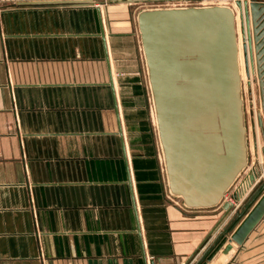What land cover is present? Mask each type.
<instances>
[{
    "label": "crops",
    "instance_id": "obj_1",
    "mask_svg": "<svg viewBox=\"0 0 264 264\" xmlns=\"http://www.w3.org/2000/svg\"><path fill=\"white\" fill-rule=\"evenodd\" d=\"M37 1L0 0V264H198L249 202L169 194L132 7ZM226 264H264V218Z\"/></svg>",
    "mask_w": 264,
    "mask_h": 264
},
{
    "label": "water",
    "instance_id": "obj_2",
    "mask_svg": "<svg viewBox=\"0 0 264 264\" xmlns=\"http://www.w3.org/2000/svg\"><path fill=\"white\" fill-rule=\"evenodd\" d=\"M177 1L182 0L108 3ZM222 1L234 2L237 9L222 4L162 7L142 9L136 15L169 194L192 211L220 206L239 210L236 204L249 202L238 227L222 233L198 264H226L264 218V185L257 178L264 165L247 171L250 146L237 24L239 16L246 77L256 70L264 115V0ZM97 4L95 0L21 3L37 8ZM258 126L264 135L261 115ZM228 194L232 201L226 200Z\"/></svg>",
    "mask_w": 264,
    "mask_h": 264
},
{
    "label": "rangeland",
    "instance_id": "obj_3",
    "mask_svg": "<svg viewBox=\"0 0 264 264\" xmlns=\"http://www.w3.org/2000/svg\"><path fill=\"white\" fill-rule=\"evenodd\" d=\"M104 1L106 4H108L109 0H99ZM230 5L236 8L234 2H226V1H205V0H182L177 2H153V3H143V4H126L130 5L133 9V13L136 20L137 13L142 9L147 8H162V7H189V6H208V5ZM237 9V8H236ZM238 20V19H237ZM239 21V20H238ZM137 23V22H136ZM240 26V23L238 25V28ZM239 31V30H238ZM241 35H239V38ZM241 39V38H240ZM239 39V40H240ZM142 50V49H141ZM255 55V54H254ZM254 64H255V58H254ZM256 69V67H255ZM243 87H244V99H245V111H246V120H247V127H248V138H249V146L251 149L250 153V163L249 166L255 161V153L253 154V143L256 142V135L255 132H253V125H258V116L261 115L264 118V115L262 113V107H261V99H260V91H259V83L257 79V72L256 70H251L249 78L246 77V72L244 73V79H243ZM260 163H263L264 160ZM263 177V180L261 181ZM259 179L261 181V185H264V176L261 174L259 175ZM258 187L256 190V193H259L262 189V187ZM247 203V200L245 201V204ZM247 205V204H246Z\"/></svg>",
    "mask_w": 264,
    "mask_h": 264
},
{
    "label": "bare ground",
    "instance_id": "obj_4",
    "mask_svg": "<svg viewBox=\"0 0 264 264\" xmlns=\"http://www.w3.org/2000/svg\"><path fill=\"white\" fill-rule=\"evenodd\" d=\"M222 1V0H221ZM237 19L239 20V16H237ZM237 20V24L239 25V21ZM238 32H239V35H241V31H240V26L238 28ZM252 31V30H251ZM241 38V37H240ZM239 38V39H240ZM239 48H240V61H241V70H242V75H243V79H244V73H245V68H244V59H243V52H242V41L241 39L239 40ZM249 66H250V63H251V58L249 56ZM250 75V74H249Z\"/></svg>",
    "mask_w": 264,
    "mask_h": 264
},
{
    "label": "built area",
    "instance_id": "obj_5",
    "mask_svg": "<svg viewBox=\"0 0 264 264\" xmlns=\"http://www.w3.org/2000/svg\"><path fill=\"white\" fill-rule=\"evenodd\" d=\"M262 175H264V169H263ZM226 200L227 201H232V198H231L230 194H228V196L226 197Z\"/></svg>",
    "mask_w": 264,
    "mask_h": 264
}]
</instances>
